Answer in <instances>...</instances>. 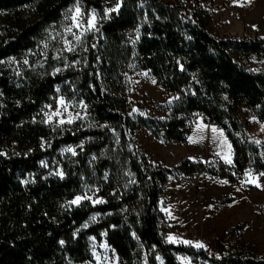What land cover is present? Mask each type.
I'll return each instance as SVG.
<instances>
[{"label": "trees", "instance_id": "trees-1", "mask_svg": "<svg viewBox=\"0 0 264 264\" xmlns=\"http://www.w3.org/2000/svg\"><path fill=\"white\" fill-rule=\"evenodd\" d=\"M78 1L96 9L101 22L72 56L77 64L54 74L6 63L34 48ZM207 3L0 0V264L84 261L88 236L102 231L123 264H159L157 254L162 264H180L179 253L201 264H264V254L216 256L167 243L164 235L160 201L171 176L203 172L237 183L250 166L264 171L260 148L241 119L245 110L264 120V36L215 33ZM131 65L148 70L173 95L171 104L134 101ZM60 85L88 105L90 122L60 131L48 150L42 140L54 131L42 110ZM195 112L224 131L234 149L232 165L219 158L153 164L137 131L183 142ZM82 142L83 152L63 161V176H44L48 155ZM90 185L98 186L102 203H71ZM95 213L100 218L83 227Z\"/></svg>", "mask_w": 264, "mask_h": 264}, {"label": "rangeland", "instance_id": "rangeland-1", "mask_svg": "<svg viewBox=\"0 0 264 264\" xmlns=\"http://www.w3.org/2000/svg\"><path fill=\"white\" fill-rule=\"evenodd\" d=\"M77 6L82 15L74 21L71 17L75 15ZM207 6L211 9L215 33L264 36V0H208ZM93 13L95 27L86 30ZM100 22L101 17L96 9L78 1L65 10L62 18L48 29L45 38L39 40L34 48L10 58L6 63L14 70L44 68L54 74L62 72L78 63L71 60L72 56L82 52L88 35L97 31ZM77 23L81 27L77 28ZM127 75L133 86L131 98L134 101H151L164 106L171 104L173 95L148 70L131 65ZM164 106L162 113L167 110ZM152 110L158 108L152 107ZM42 116L54 131L50 138L42 140V147L48 150L53 148L57 133L76 122H90L88 105L77 96H69L63 85L58 86L50 103L44 106ZM241 119L264 158V120L245 110L241 113ZM136 138L155 165L173 167L184 159L207 162L213 158L232 165L234 158L232 143L224 131L199 112L191 116V131L183 142L157 140L145 129H139ZM84 146L83 142L63 145L52 153L54 155H48L41 163L44 176H63V161L83 152ZM252 180L257 182L251 183ZM77 197L82 198L78 204L84 200L93 203L102 200L97 185L86 186L72 201ZM160 208L164 214L162 224L167 243L194 247L201 243L204 247L200 248L216 256L240 251L264 254V171L250 166L237 183L203 172L171 176L161 197ZM99 218L100 214H92L83 227L90 226ZM106 236V231L88 236V258L72 264H123L120 256L108 244ZM156 257L158 263L162 264V256L157 254ZM176 257L180 264H201L186 254L179 253Z\"/></svg>", "mask_w": 264, "mask_h": 264}, {"label": "snow or ice", "instance_id": "snow-or-ice-1", "mask_svg": "<svg viewBox=\"0 0 264 264\" xmlns=\"http://www.w3.org/2000/svg\"><path fill=\"white\" fill-rule=\"evenodd\" d=\"M74 11H75V15H73L71 18H72L74 21H76L77 18H78L79 16L82 15V14H81V9L77 6V7L75 8ZM94 21H95V14L93 13L91 19H90L89 22H88V29H86V30H91L92 28L95 27V23H94ZM76 27L79 28V27H81V25H80L79 23H77V24H76ZM68 31H71V29H68ZM77 39H79V37H77ZM71 50H72V49L70 48L69 51H71ZM25 63H27V61H25ZM58 71H59V70H58ZM61 102L63 103V101H61ZM69 122H71V121H69ZM226 160H227L229 163H231V160L228 159L227 157H226ZM256 182H257L256 180H252V181H251V183H256ZM81 199H82L81 197H77V198H76L75 200H73L71 203H73V204H78L79 201H80ZM89 199H90V198H89ZM96 202L102 203L103 201H96ZM93 219H95V218H93ZM169 239H173V238L170 237ZM61 243H63V242H61ZM186 243H189V242L186 241ZM196 247H197V248H200V247H204V245L201 244V243H197V244H196Z\"/></svg>", "mask_w": 264, "mask_h": 264}]
</instances>
